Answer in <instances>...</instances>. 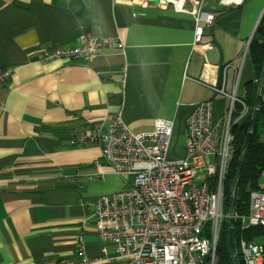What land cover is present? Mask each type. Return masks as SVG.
<instances>
[{
	"label": "crops",
	"instance_id": "crops-1",
	"mask_svg": "<svg viewBox=\"0 0 264 264\" xmlns=\"http://www.w3.org/2000/svg\"><path fill=\"white\" fill-rule=\"evenodd\" d=\"M217 15L195 47L191 14L153 0H0V264L79 261V238L95 259L128 264L99 237L95 203L131 187L103 162L98 143L79 137L123 112L130 129L151 131L173 119V138L185 137L198 103L212 100L220 122L230 98L257 80L249 51L264 0H199ZM187 7L191 4L188 1ZM95 34L121 37L91 61H41L44 51L72 47ZM239 76V78H238ZM187 155L185 144L182 154ZM100 160L101 165L95 162ZM102 174H104L102 176ZM264 190V171L260 178ZM264 242V235L258 237Z\"/></svg>",
	"mask_w": 264,
	"mask_h": 264
},
{
	"label": "built area",
	"instance_id": "built-area-1",
	"mask_svg": "<svg viewBox=\"0 0 264 264\" xmlns=\"http://www.w3.org/2000/svg\"><path fill=\"white\" fill-rule=\"evenodd\" d=\"M158 3L171 4L176 11L194 17L195 47L203 40L205 26L216 24V13L204 9L199 0ZM107 48L124 50L125 44L121 37L88 34L76 46L44 51L41 61H91ZM231 65L224 70L223 85L214 87L217 93L230 98L226 114L216 123L212 100L195 106L186 121L185 158H168L173 119H157L151 131L138 133L130 129L123 112H119L106 125L79 137L83 142L98 143L103 162L115 173L126 179L134 176L131 187L101 197L94 210L100 239L112 242L118 256L126 258L128 264H218L222 227L231 218L240 221L244 264H264V242L245 235L250 229L264 228V190L251 193L247 214L232 215L224 209L225 182L235 153L232 127L237 122L236 103L243 106L238 119L249 112L248 104L238 95L237 84L233 92L226 90V70ZM10 75V70L0 72V87ZM95 164L101 165L100 160ZM78 243L79 261L64 258L54 264H96L111 259L105 249L102 257L91 258L82 235Z\"/></svg>",
	"mask_w": 264,
	"mask_h": 264
},
{
	"label": "trees",
	"instance_id": "trees-1",
	"mask_svg": "<svg viewBox=\"0 0 264 264\" xmlns=\"http://www.w3.org/2000/svg\"><path fill=\"white\" fill-rule=\"evenodd\" d=\"M248 54L251 56L257 70V80L249 81L246 84V95L242 96L249 106L247 115L238 119L243 106L236 103L234 119L237 122L232 127L235 136V153L230 165L228 176L225 182V212L231 213L232 199L236 195L235 213L247 214L249 212L250 195L255 190H260V178L264 171V101L260 112L259 120L252 137L244 165L238 177L237 185L235 180L239 163L244 153L245 144L250 131L253 114L257 104L258 96L262 90L264 73V15L260 21L257 31L250 43ZM248 239H254L264 235V228L250 229L245 233ZM242 236L240 221H236L235 245L240 264H244L240 252V238ZM239 248V250H238ZM218 264H236L233 257L230 238L229 221H225L222 227L218 248Z\"/></svg>",
	"mask_w": 264,
	"mask_h": 264
},
{
	"label": "water",
	"instance_id": "water-1",
	"mask_svg": "<svg viewBox=\"0 0 264 264\" xmlns=\"http://www.w3.org/2000/svg\"><path fill=\"white\" fill-rule=\"evenodd\" d=\"M155 2H158L159 0H153ZM263 101H264V73H263V82H262V90L258 96V100H257V104L255 107V111L253 114V118H252V123H251V127H250V131L247 137V141L245 144V149H244V153L243 156L241 158V161L239 163V167H238V171H237V176H236V180H235V185H237V181H238V177L241 173V170L243 168L244 165V160L245 157L247 155L250 143L252 141V137L254 135V131L256 129L258 120H259V116H260V112L262 109V105H263ZM235 204H236V195L233 196L232 199V206H231V214L234 215L235 213ZM235 226H236V220L234 218H231L229 221V238H230V245H231V250H232V254L233 257L236 261V264H240L239 258H238V253L236 250V245H235Z\"/></svg>",
	"mask_w": 264,
	"mask_h": 264
},
{
	"label": "rangeland",
	"instance_id": "rangeland-1",
	"mask_svg": "<svg viewBox=\"0 0 264 264\" xmlns=\"http://www.w3.org/2000/svg\"><path fill=\"white\" fill-rule=\"evenodd\" d=\"M186 144L185 137H181L179 140L176 138H173L172 145H171V152H170V158H176L178 155L182 154V150ZM128 181L131 183L134 181V176H130ZM224 225V224H223ZM239 250V248H238Z\"/></svg>",
	"mask_w": 264,
	"mask_h": 264
}]
</instances>
